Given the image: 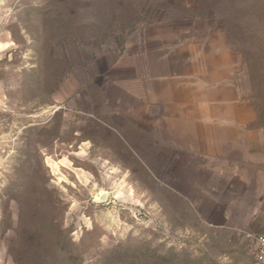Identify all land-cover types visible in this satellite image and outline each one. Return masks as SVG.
Listing matches in <instances>:
<instances>
[{"label": "rangeland", "instance_id": "374dc122", "mask_svg": "<svg viewBox=\"0 0 264 264\" xmlns=\"http://www.w3.org/2000/svg\"><path fill=\"white\" fill-rule=\"evenodd\" d=\"M205 135L264 177V0H0V264H256L184 198Z\"/></svg>", "mask_w": 264, "mask_h": 264}, {"label": "crops", "instance_id": "0c3cea01", "mask_svg": "<svg viewBox=\"0 0 264 264\" xmlns=\"http://www.w3.org/2000/svg\"><path fill=\"white\" fill-rule=\"evenodd\" d=\"M217 123L215 122V125ZM184 132L183 129L180 133ZM182 139L185 154L190 158L202 159V161L207 159L208 166L214 167L209 168L212 172L209 177L202 176L201 179L186 181V187H190V194L184 195V198L188 203L190 201L195 203L196 209L200 210L202 221L210 225L235 224L237 226L233 228H237L241 233L248 232L264 236V212L257 210V205L264 196V177H258L256 172L248 175L241 168H237V164L233 166L229 161L225 162L222 157L226 154V149L228 153L233 150V147L228 145L241 139H249L217 135L185 136ZM243 143L249 142L244 141ZM186 166L191 176L197 169L207 168L203 162L194 166L189 164ZM233 187H237L243 193H248V189L252 195L240 196L234 193ZM219 192L223 195H219Z\"/></svg>", "mask_w": 264, "mask_h": 264}, {"label": "built area", "instance_id": "2783aa9c", "mask_svg": "<svg viewBox=\"0 0 264 264\" xmlns=\"http://www.w3.org/2000/svg\"><path fill=\"white\" fill-rule=\"evenodd\" d=\"M244 238L254 246V260L256 264H264V236L248 232L242 233Z\"/></svg>", "mask_w": 264, "mask_h": 264}, {"label": "trees", "instance_id": "16d2710c", "mask_svg": "<svg viewBox=\"0 0 264 264\" xmlns=\"http://www.w3.org/2000/svg\"><path fill=\"white\" fill-rule=\"evenodd\" d=\"M258 66H259V65L256 64V67H255V73H257V71H258ZM256 69H257V70H256ZM257 85H258V84H257Z\"/></svg>", "mask_w": 264, "mask_h": 264}, {"label": "water", "instance_id": "95a60500", "mask_svg": "<svg viewBox=\"0 0 264 264\" xmlns=\"http://www.w3.org/2000/svg\"><path fill=\"white\" fill-rule=\"evenodd\" d=\"M101 199H102V197H101Z\"/></svg>", "mask_w": 264, "mask_h": 264}]
</instances>
